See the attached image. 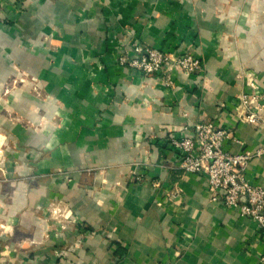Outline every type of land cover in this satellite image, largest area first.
Instances as JSON below:
<instances>
[{
	"label": "crops",
	"instance_id": "obj_1",
	"mask_svg": "<svg viewBox=\"0 0 264 264\" xmlns=\"http://www.w3.org/2000/svg\"><path fill=\"white\" fill-rule=\"evenodd\" d=\"M51 36L61 40L56 53L42 48ZM132 41L190 54L205 70L175 71L167 85L117 63ZM9 60L44 79L64 116L34 137L47 142L46 157L32 165L42 171L27 198L0 195L10 229L0 243L11 252L0 264H259L260 223L212 200L205 177L185 173L169 141L211 120L242 141L226 139V151L264 147V128L237 110L264 107V0H0L6 73ZM58 167L77 173L59 180ZM246 175L264 185V157ZM56 206L79 224H55Z\"/></svg>",
	"mask_w": 264,
	"mask_h": 264
},
{
	"label": "built area",
	"instance_id": "obj_2",
	"mask_svg": "<svg viewBox=\"0 0 264 264\" xmlns=\"http://www.w3.org/2000/svg\"><path fill=\"white\" fill-rule=\"evenodd\" d=\"M119 63L123 67L148 75L157 74L167 85L174 84L175 71L201 73L205 70L203 61L190 54L168 53L137 41L127 45L119 58ZM249 82L252 87L255 85V79L249 78ZM263 108V106L255 108L247 102L238 106L237 110L241 121L255 128H264V115L261 113ZM195 130L193 137H172L169 141L179 167L185 173L204 176L212 200H221L227 207L238 211L241 216L257 220L264 232V185L251 184L246 175L250 161L256 157H264V147L254 151L239 150L234 153L226 151L223 143L226 139L234 138L233 131L230 127L218 126L211 120L197 123ZM234 139L242 144L240 139ZM170 195L175 199L179 197L176 191H171ZM51 213L57 214L56 208ZM72 215L71 212H64L61 218L79 224V220ZM258 262L264 264V252L260 254Z\"/></svg>",
	"mask_w": 264,
	"mask_h": 264
},
{
	"label": "rangeland",
	"instance_id": "obj_3",
	"mask_svg": "<svg viewBox=\"0 0 264 264\" xmlns=\"http://www.w3.org/2000/svg\"><path fill=\"white\" fill-rule=\"evenodd\" d=\"M132 34L131 29H123L124 38L132 39ZM47 38L43 39L42 48H48L49 51L56 53L61 46L59 43L61 40L53 39L52 36ZM121 55L123 51L117 60L119 65ZM9 61L8 73L4 71V65L0 64V195L9 192V195H6L8 198L14 193L26 199L29 182L33 181L35 172L42 171L39 167L34 169L32 165L35 162L37 164L42 162L46 157L44 148L47 142L34 137L60 128L64 114H61V99L46 89L42 77L33 75L29 66L19 67L13 61ZM250 78L255 79L253 75H250ZM53 172L58 174L59 180L68 179L70 175L77 173L61 167ZM40 175L45 179V176L50 174H37ZM1 206L3 205L0 202ZM55 208L57 214H51L52 219L60 226L61 215L65 211L56 206L49 209V215ZM6 226L0 222V237L10 231L4 230ZM8 248L1 246L0 243V261L11 260Z\"/></svg>",
	"mask_w": 264,
	"mask_h": 264
}]
</instances>
